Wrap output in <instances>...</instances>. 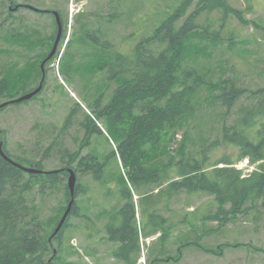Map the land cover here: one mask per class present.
I'll return each mask as SVG.
<instances>
[{"label":"trees","instance_id":"obj_1","mask_svg":"<svg viewBox=\"0 0 264 264\" xmlns=\"http://www.w3.org/2000/svg\"><path fill=\"white\" fill-rule=\"evenodd\" d=\"M192 1L186 0L170 12L154 34L142 38L129 53L115 52L106 64L97 66V71H106L108 81L116 82L117 88L106 106H103V95L84 94L90 114H86L80 124L86 131L81 148L90 145L93 135L103 134L97 122L104 120L111 136L117 139V150H111L105 160L101 161L95 153L78 159L79 152L70 153L67 148L65 136L77 116L75 109L59 130L46 132L50 134L49 141L52 139L47 146L42 140L38 141L39 161L16 157L4 145L6 155L22 166L26 164L44 171V163L54 155L61 168L47 171L53 173L46 175H30L0 155V264H60L62 237L70 216L77 214L78 207L74 204L60 233L53 237L62 215L44 218L43 204H38L35 197L39 195L42 200L49 197L50 190L68 178L67 167L74 169L77 177L91 175L99 183L105 179L106 169L113 159L117 164L120 160L128 169V183L120 173L119 181L127 185L122 192V204L116 213L108 215L105 225L108 241L118 245L113 257L125 264H136L142 237L148 239L157 233L166 237L177 225L158 211V195L166 196L168 202L181 194L214 198L217 210L215 214L209 210L204 215L205 221L221 222L254 209L264 213V88L249 91L233 78L213 80L210 68L186 64L189 50L199 42H237V34L231 28L235 21L244 27L249 24L245 17L254 10L253 0H245L244 11L233 8L229 0H197L195 10L185 16ZM18 13L20 11L14 13L7 9L5 3L0 4V105L38 88H33L32 84L42 79L41 65L58 33L56 21L55 32L48 39L45 29L17 17ZM58 13L64 25L63 42L67 21L63 13ZM216 14L219 18H212ZM203 16L207 18L200 24ZM118 18L115 12L110 14L109 21ZM254 25L264 29L262 20ZM86 27L82 24L83 32L77 41L81 47L93 41ZM94 33L96 35L97 31ZM73 45L72 40L67 43L61 58L64 66L61 72L65 71L64 75L72 82L82 71L69 63L76 60L71 52ZM53 60L46 64V74ZM245 97L254 103L240 106ZM11 106L18 104H9L0 112ZM216 108L224 110L226 116L238 109L239 117L233 124L222 122L220 139L205 141L201 148L193 149L187 146L186 137L177 156H172L167 148V136L183 130L206 109ZM145 146L150 147V151L145 152ZM222 148L226 152L217 157L215 151ZM244 160L255 168L252 172L246 174L235 167ZM129 185L140 196L143 217L140 225ZM81 191V185H76L75 196ZM155 191H159L156 196ZM66 192L69 202L68 185Z\"/></svg>","mask_w":264,"mask_h":264},{"label":"rangeland","instance_id":"obj_2","mask_svg":"<svg viewBox=\"0 0 264 264\" xmlns=\"http://www.w3.org/2000/svg\"><path fill=\"white\" fill-rule=\"evenodd\" d=\"M43 1L41 3L38 0H0V4L5 3L7 9H13L12 7L19 4L60 11L67 21L65 41L61 42L57 55L48 67L42 93L34 101L11 106L0 112V143H3V148L6 145L16 157L35 158L39 161L41 156L36 153L38 141L42 140L43 145L47 146L52 139L49 141L50 134L46 132L49 133V129L59 130L71 110L75 109L77 116L65 136L67 148L70 153L79 152L78 159L95 153L101 161L105 160L111 150H117V139L111 136L104 120L97 122L103 134L93 135L90 145L81 148L86 131L80 124L86 114H90L84 94L87 92L91 95H103V106H106L117 88V83L109 82L107 72L102 70L98 72L97 66L106 64L108 57L115 52L126 55L142 38L152 36L169 13L186 0ZM11 2L15 5H11ZM229 3L240 11L247 8L245 0H229ZM196 5L197 0H193L185 16H189ZM253 6V12L246 13L245 17L249 24L244 27L235 21L231 28V31L237 34V42H199L189 50L186 64L210 68L213 80L233 78L240 87L249 91L264 88V29L255 28L254 25V22L262 20L264 27V0H253ZM115 12L119 14V18L110 22L109 16ZM17 17H23L26 22L45 29V36H48V39L55 32V20L48 14L38 15L24 9ZM206 18L203 16L200 24H203ZM212 18L219 17L216 14ZM82 24L87 25L85 31H90V37L95 41L90 40L91 43L86 42L83 47L78 43L83 32ZM71 40L74 41L71 52L76 56V60L69 63L72 67L82 69L73 78V82L64 75L65 71L63 74L61 72L63 66L61 58L67 43ZM52 49L53 47L49 54ZM91 58H94V61ZM41 80L38 82L34 80L32 87H39ZM253 103V100L245 97L240 106H250ZM237 110L234 109L226 116L224 110L206 109L183 130L173 136L172 134L167 136L168 151L172 156H177V150L186 137L187 146L193 149L201 148L205 141L220 139L222 122L233 124L239 117ZM149 148L145 146V152L150 151ZM224 152H226L224 148L215 151L217 157H221ZM228 152L231 153L232 150ZM60 166L58 157L54 155L43 165L44 171L59 170ZM236 167L244 170L246 174L255 169L246 160L238 163ZM120 173L128 183V169L120 160L117 164L113 159L108 164L103 182L95 181L91 175L77 177V185H81L82 191L75 196L77 214L70 216L69 225L62 237L63 252L60 264H125L113 257L118 245L110 243L105 232L108 215L118 211L122 204V192L127 187L119 181ZM68 182L69 176L52 188L51 195L45 200L39 195L35 197L38 204H43L44 218L60 213L61 218L63 217L71 201V194L69 202L67 199ZM129 188L137 212L139 211L137 219L140 225L143 222L140 196L130 185ZM158 192L155 191L154 196ZM158 196L159 201L156 205L158 211L177 225L166 237L160 233L148 239L142 237L141 253L136 264H264L262 211L259 213L256 209L248 210L243 216L221 222L205 221L204 215L206 216L209 210H212L213 214L217 210L214 198L207 195L192 198L181 194L168 202L166 196ZM117 225H120V222Z\"/></svg>","mask_w":264,"mask_h":264},{"label":"water","instance_id":"obj_3","mask_svg":"<svg viewBox=\"0 0 264 264\" xmlns=\"http://www.w3.org/2000/svg\"><path fill=\"white\" fill-rule=\"evenodd\" d=\"M30 8L34 9L32 7H30ZM18 9H19V7H16L14 10H18ZM54 15L56 16L57 25H58L57 38L55 40V43H54V46H53L51 53L49 54V56L44 60V62L41 65L42 72H43V78H42V81H41L39 87L37 89H35L33 92H30V93H28V94H26V95H24V96H22L16 100H12V101L6 102L4 104H1L0 105V111L3 108L7 107L9 104H22V103L31 101L34 97H36L37 95H39L42 92V90L44 88L45 78H46L45 66L49 61H51L57 55L59 46H60L61 41H62V36H63V25H62V22L60 20V16L57 12H55ZM0 155L8 163H10L14 167L22 170L23 172H25L27 174H30V175H42V174H44V175H46L49 173H53V172H47V171L39 170L36 168H29V167H25V166L20 165L18 162L12 160L11 158H9L6 155V153L4 152V149H3V143L2 142L0 143ZM67 172L69 174L68 187H69L70 194H71V201H70L68 208H67L65 214L63 215L59 225L57 226V228L53 234V237H56L60 233V231L63 228V226L65 225L68 217L70 216V214L73 210L74 204H75V190H76V185H77V176H76L75 172L71 169H67Z\"/></svg>","mask_w":264,"mask_h":264},{"label":"flooded vegetation","instance_id":"obj_4","mask_svg":"<svg viewBox=\"0 0 264 264\" xmlns=\"http://www.w3.org/2000/svg\"><path fill=\"white\" fill-rule=\"evenodd\" d=\"M38 1H40L41 3L42 2H44L43 0H38ZM11 5H15L13 2H11ZM15 7H19V9L18 10H14V8ZM31 6H28V5H15L14 7H12L13 9H11L10 8V10L11 11H13L14 13L16 12H19V11H22V10H24V9H29V10H32V11H34V12H36V13H43V14H48V15H50V16H52L54 19H55V21H56V23H57V19H56V16L54 15V13L55 12H57L58 13V11H56V10H52V9H40V8H36V7H32V8H34V9H31L30 8ZM59 14V13H58ZM59 16H60V14H59ZM60 20H61V22H62V25H63V21H62V19H61V16H60ZM64 26V25H63ZM63 29H64V27H63Z\"/></svg>","mask_w":264,"mask_h":264}]
</instances>
